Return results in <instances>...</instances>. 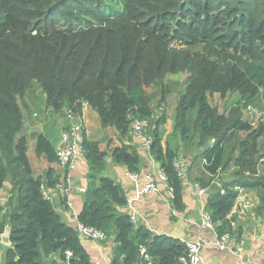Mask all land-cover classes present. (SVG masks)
<instances>
[{
	"label": "trees",
	"instance_id": "16d2710c",
	"mask_svg": "<svg viewBox=\"0 0 264 264\" xmlns=\"http://www.w3.org/2000/svg\"><path fill=\"white\" fill-rule=\"evenodd\" d=\"M109 1L0 0V190L8 181L13 186L9 215L0 229L11 225L12 246L3 264H48L46 259L54 255L57 259L51 264H64L67 250L74 253L73 264H90L75 228L63 223L42 195L43 178L35 176L28 157L24 101L35 85L45 96L46 108L57 113L71 112L82 120L84 105H89L102 128L117 133L121 143L109 155L130 173H138L141 162L133 144L134 120L156 123L150 150L168 176L173 207L182 211L183 179L174 167L175 153L165 151L162 142L167 116L153 118L154 98L146 89L170 73L184 72L186 86L177 104L175 130L181 141L191 132L196 136L199 163L209 184L227 167V145L237 134H247L232 167L237 178L220 189L215 185L207 201L217 235L230 231L228 217L239 189H258L264 211V174L255 160L264 122L253 124L242 114L243 108L258 107L264 100V0H119L120 9ZM174 41L179 47H172ZM168 92L163 85L160 104ZM214 94H238V107L229 116L220 114L210 101ZM82 136L89 172L79 221L114 238L112 264H178L186 245L133 224L123 210L127 196L121 185L102 175L105 157L100 143L89 140L85 129ZM33 137L37 155L58 163L57 147L48 137ZM58 183L50 170L46 184ZM57 242L61 249L54 247ZM141 246L151 261L141 255Z\"/></svg>",
	"mask_w": 264,
	"mask_h": 264
},
{
	"label": "crops",
	"instance_id": "0c3cea01",
	"mask_svg": "<svg viewBox=\"0 0 264 264\" xmlns=\"http://www.w3.org/2000/svg\"><path fill=\"white\" fill-rule=\"evenodd\" d=\"M37 99H41V106L35 104ZM25 106L23 134L28 137V157L33 172L35 176H41L46 184L47 176L50 170H53L55 181H59V183L55 187L46 184L52 195V203L63 223L75 228L79 221V213L84 205L88 183L89 167L86 157L85 160H78V166L75 170L69 171L59 163H49L44 155H37L35 151L36 140L32 135L36 133L44 134L58 147L65 127L70 125V119L66 115L62 117L63 112L57 113L46 108L44 95L37 98L33 95L32 102L30 104L25 102ZM82 118L87 138L99 142L105 156L111 148L120 145L121 141L118 139L115 130H104L99 115L95 114V111L87 104L84 105ZM97 119H99L100 126ZM64 125L65 127H63ZM107 134L112 137V142L109 141L110 136L107 137ZM133 144L137 146L141 155L139 172L135 173L140 176L139 182H133L128 176L130 172L125 167L115 164L112 155L104 156L105 170L102 175L121 185L127 196V205L123 210L129 216L133 212L137 213V225H135L137 228L143 225L154 235H168L179 239L181 242L202 239L203 264H264V218H261V216L251 217L248 220L247 217H244V220L238 218L232 223L234 233L231 235L232 240L229 248L225 251L219 250L216 246L219 237L216 230H203L200 228L202 214L207 211V201L215 191V185L219 186L216 182L217 178L210 183L209 187L204 188L205 194L199 195L195 189V185L200 184L197 177L208 179L206 174H202L204 170L202 172V164L199 163L200 175L196 176L192 173L187 181H183L184 209L178 211L173 207V202L169 198L168 191L170 187L168 183H161L159 191L156 193L145 194L143 192L144 175L162 169L161 163L153 156L150 149L140 146L135 141H133ZM30 151H33L34 157L29 156ZM208 182H210L209 179ZM62 187H64V190L61 189ZM12 188V183L7 182L4 188L0 190L3 206L6 203L7 208ZM83 189L85 192L82 191ZM7 199L8 203L6 202ZM68 202H71L73 206L69 207ZM1 214L0 212V216ZM230 217L234 216L230 215L228 219ZM2 223L3 217L1 216L0 229ZM10 229L11 225L5 224L3 232H0V264H3L5 252L12 246L11 243H6L3 240L4 233L6 230L10 233ZM79 239L89 256L90 264H112L113 249L115 247L113 237L106 242L91 241L80 236ZM53 259H57V255H54Z\"/></svg>",
	"mask_w": 264,
	"mask_h": 264
},
{
	"label": "rangeland",
	"instance_id": "374dc122",
	"mask_svg": "<svg viewBox=\"0 0 264 264\" xmlns=\"http://www.w3.org/2000/svg\"><path fill=\"white\" fill-rule=\"evenodd\" d=\"M109 4L114 9H120L123 5V1L111 0L109 1ZM186 77L187 75L182 71L178 73H170L163 79V82H157L152 87H149L146 89L147 93L151 94L154 98L152 102V106L155 112V118L157 119L158 117H161L163 114L167 116V122L163 129V139H162V142L164 144L163 148L165 151L169 149L175 153V158H174L175 164L184 163L186 165V169H185L186 175L183 181L184 180L187 181L189 177L192 175V173L196 176L200 175L201 173V169L199 166L200 159L198 157V154H200L201 149L197 143L198 140L196 136L191 132L189 137L186 140L181 141L175 130V126L178 120L177 104L180 99V96L185 90ZM163 85H167V90H169V92L167 95L166 102H163L160 104L161 91H162ZM33 95L35 96V98L42 96V93L39 87L36 85L33 86L28 91V93L25 96L24 102H27V104H30L33 100ZM239 100H240V97L238 94H230L225 97H222L220 94H214L210 98L211 104L215 108L218 109V112L220 114H225L226 116H229V114L235 108L238 107ZM40 101L41 99L40 100L37 99L35 104L37 106H41ZM254 108L255 110L253 112H248L247 108H243L242 109L243 119L246 121H250L253 124H258V122L260 121L264 122V100L261 102V105H259L258 107L254 106ZM194 112L195 111H192L189 115L188 124L190 128L192 127V125H194V120H195ZM66 113L67 112H63L62 117L66 115V117L68 118V115ZM95 114L97 113L95 112ZM75 121H79V120H74L73 122ZM81 121H82L83 128H85L84 123H83V118ZM97 122L100 126L99 119H97ZM155 124L156 123L147 121L146 127H145V130L147 132L146 135L150 136L153 140H154L153 127ZM65 125L63 127H65ZM68 127L69 125H67L65 128L67 129ZM32 136H34V134ZM109 136L110 135L107 134V137ZM246 138H247L246 133H239L237 134L235 140L230 145H227L226 150H225V159H226L225 166L227 167L221 171L219 175L220 177L217 178L216 180V182L219 184V186H216L217 189L223 188V185L226 182H232L237 178V174H236L237 170L236 168L234 169L232 167L234 165L236 156L239 154L240 143L246 140ZM133 140L135 141V139ZM211 142L212 143L214 142L213 138L210 139V144H212ZM108 155L109 153L107 152L106 156ZM29 156L34 157L33 151L29 152ZM255 160L260 167L258 172L260 173V175H263L264 174V138L260 140V151L257 154ZM245 176L250 177V175H247V174ZM197 179L200 180L199 177H197ZM209 185L210 184L208 183V179H205L202 183L199 184V186L202 188H207L209 187ZM12 194L13 192L10 193V200L13 198ZM262 196H264V194H262ZM6 202L8 203V199L6 200ZM261 206H262V198H261V193L258 189H252V190L239 189V196L235 202L234 210H233L235 214L234 212L231 214V216H234V217H230L228 219L229 224H230L229 233L233 235L234 230L232 227V223L235 222L238 218L241 220H244L243 219L244 217H247V220L251 217H259V216H261V218H264V211L260 210ZM0 212L2 213L1 216L4 219H6V216L9 215V211H7L6 203L4 204L2 208H0ZM46 260L48 264H51L52 257Z\"/></svg>",
	"mask_w": 264,
	"mask_h": 264
},
{
	"label": "built area",
	"instance_id": "2783aa9c",
	"mask_svg": "<svg viewBox=\"0 0 264 264\" xmlns=\"http://www.w3.org/2000/svg\"><path fill=\"white\" fill-rule=\"evenodd\" d=\"M179 45L180 43L177 41H174L172 43L173 48H177L179 47ZM248 110L249 112H253L255 108L249 107ZM68 118L71 120V124L66 130L63 131L60 143L56 149V154L58 158V163L61 166L67 168L69 171H72L77 168L78 160L84 159L85 156L84 149L82 146V133L84 128L81 119L75 118V116L71 112H69ZM74 120L79 121L73 122ZM146 122V120L135 119L133 122L132 132L134 135V139L140 146L150 149L153 143V139L144 133ZM174 167L178 172L179 177L184 179L186 175V165L184 163H174ZM128 176L135 183H138L140 180V176L135 173H129ZM161 183H168V176L164 170L158 169L155 172H148L144 175L143 192L145 194L156 193L159 191V185ZM61 189L64 190V187H62ZM195 189L198 191L199 195H203L206 193L205 189L200 187L199 184L195 185ZM82 191L85 192L84 189ZM41 192L44 198L52 202L51 192L45 183L41 185ZM222 193H224V190H222ZM168 195L171 200L174 198V192L172 188H169ZM1 206H3V200L0 192V207ZM68 206L72 207L73 204L71 202H68ZM136 214V212H133L130 216L131 221L134 225H137ZM200 228L203 230H215L216 225L213 221L210 212H203L201 217ZM75 230L80 237L89 239L91 241L106 242L109 239L108 235L103 230H100L93 226L85 225L80 221L77 222ZM231 240V234L225 233L218 237L216 246L219 250L225 251L229 248ZM182 242L186 245L187 252L186 255L180 257L178 264H203L202 239H198L196 241ZM140 253L145 260L151 261V257L147 254V248L145 246L140 247ZM73 257L74 253L71 250H67L64 256V264H73Z\"/></svg>",
	"mask_w": 264,
	"mask_h": 264
},
{
	"label": "water",
	"instance_id": "95a60500",
	"mask_svg": "<svg viewBox=\"0 0 264 264\" xmlns=\"http://www.w3.org/2000/svg\"><path fill=\"white\" fill-rule=\"evenodd\" d=\"M212 143V142H211ZM105 156V153L102 152L101 153V157H104ZM156 158H158V156H156ZM3 240L6 242V243H11L10 242V233L6 230V232L4 233L3 235ZM56 249H61L62 247V243L61 242H57L54 246Z\"/></svg>",
	"mask_w": 264,
	"mask_h": 264
},
{
	"label": "bare ground",
	"instance_id": "6f19581e",
	"mask_svg": "<svg viewBox=\"0 0 264 264\" xmlns=\"http://www.w3.org/2000/svg\"><path fill=\"white\" fill-rule=\"evenodd\" d=\"M85 129V128H84ZM136 141V140H135ZM137 142V141H136ZM83 160V159H82ZM84 160H85V156H84Z\"/></svg>",
	"mask_w": 264,
	"mask_h": 264
}]
</instances>
